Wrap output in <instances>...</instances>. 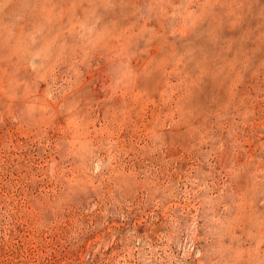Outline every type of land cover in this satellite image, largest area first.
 <instances>
[{
  "label": "rangeland",
  "instance_id": "obj_1",
  "mask_svg": "<svg viewBox=\"0 0 264 264\" xmlns=\"http://www.w3.org/2000/svg\"><path fill=\"white\" fill-rule=\"evenodd\" d=\"M0 264H264V0H0Z\"/></svg>",
  "mask_w": 264,
  "mask_h": 264
}]
</instances>
